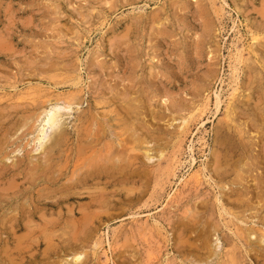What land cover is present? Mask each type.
I'll use <instances>...</instances> for the list:
<instances>
[{"label": "rangeland", "instance_id": "rangeland-1", "mask_svg": "<svg viewBox=\"0 0 264 264\" xmlns=\"http://www.w3.org/2000/svg\"><path fill=\"white\" fill-rule=\"evenodd\" d=\"M72 97L59 125L67 139L53 137L34 150L37 114ZM90 114L88 141L96 139L97 150L112 142L123 158L109 169L112 178L88 188L103 219L84 243L18 242L26 230L16 229L11 216L34 207L44 213V198L59 194ZM120 119L135 130L117 145ZM237 174L241 183L229 185ZM259 178L264 0H0V221L6 218L12 238L0 240V264H258L246 252L255 248L261 263L264 241L255 234L246 244L238 232H264V223L249 219L259 205L253 198L251 211H237L220 191L232 187L250 197ZM52 210L45 219L56 217ZM30 218L23 223L35 236L69 233L43 230L41 219ZM185 225L193 232L184 235ZM210 233L214 255L198 263L191 252L200 242L187 237Z\"/></svg>", "mask_w": 264, "mask_h": 264}, {"label": "bare ground", "instance_id": "bare-ground-1", "mask_svg": "<svg viewBox=\"0 0 264 264\" xmlns=\"http://www.w3.org/2000/svg\"><path fill=\"white\" fill-rule=\"evenodd\" d=\"M73 99H74L73 97L68 98V99H66V98L57 99L54 102L48 103L47 106H45V108L42 109L39 114L36 113L37 114L36 122L34 121L35 124L33 125V130L31 129V131H30V132H34V137H33L34 150L41 151L44 148V146L46 145V143L48 142V140H50L53 137H55V139L58 143H61L62 140L67 139L65 132L63 130H60L59 125H60V122L63 118V111L65 109L69 108L73 104ZM64 112L66 113L67 110ZM125 114H127L126 111L123 114V116ZM87 117H85V119H84V122L85 123L87 122L86 126L84 127L85 131L83 132V135L79 138L80 144L78 145V148H76V151H77L76 158L77 159H75V160L77 163L73 164V167H72L73 169H71L70 176L67 177L66 182L61 184V187L58 190L59 194L57 195L56 194L57 192H55L53 196L48 197L47 199L44 198L43 204L40 205L41 208L45 209V212H47L46 210L57 209L56 217H54L53 219H45V215H44L45 212L38 214V212H39L38 210H40V209H38L37 207H34L33 209H28L27 211H21L17 214L14 213L15 215L11 216V218H13V221H14L13 225L16 227V229H19V230L24 229V231L26 230V233L24 235L17 237L18 242H20V243H22V242L35 243L36 242L37 244L45 242L47 244H50V243L58 241L59 243H63V244L66 243L67 245H70V244L75 245L77 243H84V242L91 240V237H88L87 233H89L90 230H93L96 223L103 219V217H104L103 213H101L100 211H98L97 209L94 208L96 206V204H101V201L96 196L92 195L88 191V188L92 184L99 183L103 178L105 180L109 179V177L112 178L113 174H112V176L109 174V169L112 170V167H114V165L116 164L114 160L117 159L120 162V160H122L123 158L120 159V155H119L120 153L117 155L113 154V148L116 146L112 142L107 143L108 146H105L106 148L97 150L95 148V146L99 142L95 141L96 139H94L92 141H90V140L88 141V138L92 137V133H91L92 131H91V128H89V127L92 125V122H93L95 116L91 115L88 118ZM120 121H119L120 122L119 124H121L122 130L120 132L118 131L119 132L118 137H120V139H119V142L117 143V145H119L120 142L125 140V139L121 138V136H123L127 132V130H130V129L135 130V127L134 126L132 127L131 126L132 124L130 125V123H129L130 121H127V119L126 120L120 119ZM87 128H89V129L87 130ZM97 130H98V127H97ZM130 137H131V135H130ZM149 141H147L146 139L140 140V145L144 144V146H145L146 143H149ZM122 147H123V145H122ZM125 148L122 149L123 152L126 151ZM124 149H125V151H124ZM127 150L134 151V145L127 148ZM148 152H149V150L147 149V150H144L143 154H142L145 158H147V160L150 158ZM158 153H159L158 156L161 157L162 152H158ZM126 158H130V157L128 156ZM125 163H128V161ZM128 165H129V163H128ZM63 166H64V163H63ZM63 166H61V169ZM217 166H218L217 167V169H218L219 164ZM59 168H60V166H59ZM56 171H57V169H56ZM46 178H48V177H46ZM235 178H236L235 180L233 179L231 182H229V185H234V184L238 185L241 183V181L243 179L240 174H237V176ZM128 179L129 178L126 177L123 180H118V181L119 182H128L127 181ZM223 179H225L224 176L222 178H220V181H223ZM118 181L115 183H118ZM263 182H264L263 178H259V180H257L255 188H260V189L255 194H252L250 197L245 198L244 192H242L241 190H237L235 188H232V187L229 188V192L220 191V196L225 200V204L229 205L230 208H234L236 210L239 209V211H241L243 213L246 210H250V206H249V204H247V201L249 202L251 199L255 198V202H257V205H259L260 209L259 210L257 209L256 211H254L255 212L254 216H250L249 219L251 221L253 219L252 217H257L258 220H260V223L261 222L264 223V215H262V212H264V189H262V185H261V184H263ZM104 183H109V181H105ZM115 183H114V185H115ZM224 186H226V184L223 182L220 184L219 187H220V189H223ZM99 187H101V186H99ZM231 196H234L235 198L231 199ZM94 197H95V199H94ZM81 200H84L86 202L79 203ZM255 204H253V205H255ZM222 206H224V205L222 204ZM236 210H234V212H236ZM253 210H254V208H253ZM50 214H53V212H50ZM229 214L232 215L233 212L229 213ZM24 216L25 217H31V218L37 217L38 219H41L43 230H46L48 227H50L49 229H51V227H53V228L61 227L63 229H67L69 233L67 232L68 234H66V235L61 233L59 236H56L53 234H51V235L50 234H43V235L40 234L39 235L37 232V234L39 236H35L34 235V230H35L34 227L30 226L27 222L23 223ZM50 218H52V217H50ZM237 218L238 217H236V219ZM5 219H2L0 221V240L4 243H6L7 240H9L11 238V236L9 237V235H11V234L8 232H5L6 226H7ZM13 221H12V223H13ZM31 225H32V223H31ZM38 226L39 225H37V229H38ZM42 227H40V228H42ZM9 228L10 227H8V229ZM40 230L41 229H39V231ZM206 230H207V228H206ZM216 230L217 229L215 228V231ZM237 230H239V228ZM181 231L184 235H187L189 232H193L191 230V228L186 226V225L183 228H181ZM239 232H241V234ZM239 232H238V234H239L238 236H240V235H241V237L244 236L246 241H248V242H246V244L250 245L249 239L252 235H255V234H256V238L258 237V239H257L258 242L264 241V232L260 231V229H257V228L253 229V227L249 228V229H244L241 227ZM1 233H3L2 235L5 234V237L3 236V238H2ZM211 235L212 234L210 233L209 235L206 236V238H203V239H200L201 238L200 234H196L194 237H192L191 235H188V237H187V240H186L187 242L189 240H192V238L194 241L200 242L199 245L195 244L196 249L193 250L194 251L193 253L191 252V256H193L194 260L197 261L198 263H202V262L206 263L214 255L213 250L210 248V243L212 242L211 241ZM13 238H15V237H13ZM11 240H12V238L10 239V241ZM186 241L182 240L181 243L185 244ZM4 243H2V244L4 245ZM24 244L26 245V243H24ZM187 244L188 243H186V245ZM58 245H60V244H58ZM19 246H21V244ZM48 246H51V245H48ZM205 247L208 248L207 251L202 252L201 250L205 249ZM5 248H4V250H5ZM14 250H16V249H14ZM18 250H17V252H18ZM246 253L251 255V257H253L254 260L257 261L258 264H264V258L260 259L262 261H261V263H259V257L260 256H259V254L255 248H253V247L249 248ZM21 255H22V252H21ZM18 256H17V258H18ZM32 256H31V258H32ZM2 257H6V256L2 255ZM79 258H80V254L75 253L74 257L72 259L74 262H77L79 260ZM31 260L34 261V259H31ZM5 261H6L5 263H7L6 259H5ZM66 263H68V262H66ZM15 264H17V263H15ZM232 264H234V262Z\"/></svg>", "mask_w": 264, "mask_h": 264}]
</instances>
